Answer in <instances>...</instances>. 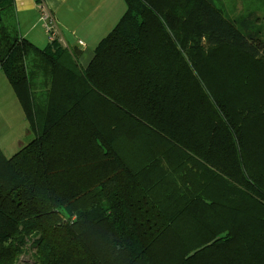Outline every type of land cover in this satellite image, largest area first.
<instances>
[{"label":"trees","instance_id":"1","mask_svg":"<svg viewBox=\"0 0 264 264\" xmlns=\"http://www.w3.org/2000/svg\"><path fill=\"white\" fill-rule=\"evenodd\" d=\"M125 1L87 68L0 23L34 135L0 148V264H264L261 17Z\"/></svg>","mask_w":264,"mask_h":264},{"label":"crops","instance_id":"2","mask_svg":"<svg viewBox=\"0 0 264 264\" xmlns=\"http://www.w3.org/2000/svg\"><path fill=\"white\" fill-rule=\"evenodd\" d=\"M42 5L54 20L53 40L78 52V61L83 68L89 66L99 43L115 28L127 10L125 0H14L12 12L3 22L12 34L27 38L40 48L51 42L42 19ZM10 18L11 27L6 23ZM16 100L18 98L0 67V141L22 144L31 141L34 135L21 104Z\"/></svg>","mask_w":264,"mask_h":264},{"label":"rangeland","instance_id":"3","mask_svg":"<svg viewBox=\"0 0 264 264\" xmlns=\"http://www.w3.org/2000/svg\"><path fill=\"white\" fill-rule=\"evenodd\" d=\"M222 2V5L224 7V12L226 15H230L232 17H239V16H246L249 13H255L259 17H261V23L264 25V0H220ZM49 12V10L47 9ZM50 13V12H49ZM8 16L7 13H2L1 18L4 20ZM0 21L1 22H3ZM7 24L11 27L12 24V18H10L8 21H6ZM11 86V85H10ZM12 88V87H11ZM13 92V91H12ZM17 98V96H16ZM17 103H20L18 100H16ZM21 112V106H19ZM30 140H27L24 143L20 142H12L8 140H2L0 141V148L3 149L6 156L11 157L14 155L17 151H19L22 147L27 145ZM34 250L32 249L31 252L24 254L20 260L21 263L25 262H33L34 259L31 254H33Z\"/></svg>","mask_w":264,"mask_h":264},{"label":"built area","instance_id":"4","mask_svg":"<svg viewBox=\"0 0 264 264\" xmlns=\"http://www.w3.org/2000/svg\"><path fill=\"white\" fill-rule=\"evenodd\" d=\"M40 9L42 10V19L44 21L45 30L50 35L51 40H53L55 35L54 20L51 18L49 12L47 11L44 5H42ZM80 44L83 45L84 43L81 41Z\"/></svg>","mask_w":264,"mask_h":264}]
</instances>
